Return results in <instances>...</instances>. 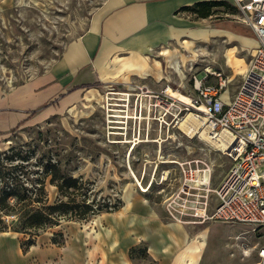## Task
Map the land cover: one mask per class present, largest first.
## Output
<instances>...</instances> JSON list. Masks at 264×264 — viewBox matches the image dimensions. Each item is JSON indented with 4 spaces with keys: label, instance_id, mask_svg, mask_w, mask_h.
<instances>
[{
    "label": "rangeland",
    "instance_id": "1",
    "mask_svg": "<svg viewBox=\"0 0 264 264\" xmlns=\"http://www.w3.org/2000/svg\"><path fill=\"white\" fill-rule=\"evenodd\" d=\"M102 1L0 0V104L21 82L45 70L61 55ZM213 10L215 18L230 16L238 20L241 14L239 8L229 3ZM165 49L150 55L143 73L97 85L93 97L89 94L91 97L85 98L88 92L84 91L70 107H59L39 120L29 119L0 129V151L11 147L13 152L25 155L30 169L36 168V163L41 166L57 161L63 172L90 183V199L120 204L116 210H103L86 219L61 218L57 224L38 229L32 236L33 244L25 250L22 247L29 234L10 227L1 230L0 264H98L96 237L89 233L102 230L106 212L127 210L129 199L132 203L143 200L164 219L176 221L166 214L164 200L179 187L181 169L177 162H190L187 165L203 169L201 176L208 174V212L212 209L216 202L213 188L225 174L229 157L207 144L199 133L191 135L180 127L189 111H178L177 106H172L165 122L160 121L161 108L147 109L153 97L145 94H157L169 87L193 96L194 80L209 70H219L218 47L213 41L189 39L169 44ZM206 81H214L213 76L208 75ZM231 81L232 78L227 88ZM125 96L127 99L123 100ZM136 97L142 99V114L135 111ZM6 111L0 107V118ZM113 113L132 117H111ZM135 114L142 117L135 118ZM133 137L141 139L132 147ZM45 188L48 199L53 200L56 187L46 181ZM12 218L11 214L7 216L8 221ZM186 225L204 233V238L200 235L199 239L205 240V244L200 252L188 254L187 263L182 260L178 264H259L257 248L264 244L263 226L253 230L247 224L214 219ZM193 239L196 241L194 236L189 238L177 254L186 253ZM116 242L118 250L129 245L123 230L117 231ZM126 253L127 264L156 263L148 255L145 242L128 246Z\"/></svg>",
    "mask_w": 264,
    "mask_h": 264
},
{
    "label": "crops",
    "instance_id": "2",
    "mask_svg": "<svg viewBox=\"0 0 264 264\" xmlns=\"http://www.w3.org/2000/svg\"><path fill=\"white\" fill-rule=\"evenodd\" d=\"M200 1L233 4L231 0H103L59 57L3 98L0 107L7 111L0 118V129L29 119L39 120L59 107H70L88 89L143 73L145 62L154 52L189 39L213 41L218 47L216 67L232 78L230 87L221 94L223 100H228L237 89L258 40L248 25L230 16L215 18L214 12L197 16L191 7ZM136 202L129 199V208L124 212H106L102 230L88 232L96 237L98 264H127V247L140 242H145L155 264H173L174 260L176 264L182 260L187 263L189 253L201 251L199 231L188 223L164 219L143 200ZM119 230H123L129 245L118 250ZM192 236L197 242L193 239L186 253L177 254ZM91 255L89 247L90 259Z\"/></svg>",
    "mask_w": 264,
    "mask_h": 264
},
{
    "label": "built area",
    "instance_id": "3",
    "mask_svg": "<svg viewBox=\"0 0 264 264\" xmlns=\"http://www.w3.org/2000/svg\"><path fill=\"white\" fill-rule=\"evenodd\" d=\"M241 14L237 19L254 32L258 44L237 89L228 100L221 94L226 90L229 76L222 70L205 72L194 80V95L189 102L174 97L166 89L153 97L150 106L161 108V120L171 114L170 108L189 111L212 137L228 136L223 149L230 164L213 191L216 202L208 212V192H201L190 183L195 169L186 161L177 162L181 169L178 189L164 200L169 218L181 223H201L207 219L264 227V0H231ZM212 75L214 81H206ZM139 114L142 99L134 100ZM149 107V108H148ZM176 117V116H175ZM259 264H264V244L257 248Z\"/></svg>",
    "mask_w": 264,
    "mask_h": 264
},
{
    "label": "trees",
    "instance_id": "4",
    "mask_svg": "<svg viewBox=\"0 0 264 264\" xmlns=\"http://www.w3.org/2000/svg\"><path fill=\"white\" fill-rule=\"evenodd\" d=\"M221 1H200L192 11L205 17ZM0 151V231L11 228L29 234L24 250L33 244L38 229L57 224L61 218L86 219L94 213L116 210L120 204L96 201L92 186L79 176L63 172L57 161H48L34 169L28 168V158L13 148ZM11 151V152H10ZM41 167V168H40ZM46 181L56 187V196L49 200ZM12 215L10 224L7 219Z\"/></svg>",
    "mask_w": 264,
    "mask_h": 264
},
{
    "label": "bare ground",
    "instance_id": "5",
    "mask_svg": "<svg viewBox=\"0 0 264 264\" xmlns=\"http://www.w3.org/2000/svg\"><path fill=\"white\" fill-rule=\"evenodd\" d=\"M143 77V76H142ZM94 91H96V89H94V88H91V89H88L87 90V92H88V94L86 93L85 94V98H89V97H91V96H89V94L90 95H92V97H93V95H94ZM167 91H169V90H167ZM174 97H176L178 100H181V101H183V102H189V98H188V96H186V95H184L183 93H179V92H175V91H173L171 88H170V91H169ZM99 94V93H98ZM122 94L123 95H128L129 93H127V92H122ZM100 97V96H99ZM106 98H108L107 96H105ZM110 99V98H109ZM123 100L124 99H127V97L125 96V97H123L122 98ZM115 112H118L119 110H117V109H113ZM142 114V113H141ZM132 115V114H131ZM124 117V116H126V117H132V116H130V115H123V114H119V113H113V114H111V117ZM133 117H137V115L135 114V116H133ZM139 117V116H138ZM137 117V118H138ZM140 117H142L141 115H140ZM139 117V118H140ZM148 117V116H147ZM115 122L117 121V122H120V120H118V119H115L114 120ZM123 121H125V120H123ZM180 127L184 130V131H186L187 133H189V134H191V135H193L194 133H199V136H201L204 140H205V142L207 143V144H209L210 146H212L214 149H217V150H222V152L224 153V151H223V149L225 148V146H226V144H227V139H228V136H227V134L226 133H220L217 137H212L210 134H209V131H208V129L205 127V126H203V125H201V121H200V119H197L196 118V116L193 114V113H190L189 112V114H187V116L185 117V119L181 122V124H180ZM134 138V137H133ZM141 138H134V140L133 141H131V144H132V147L140 140ZM126 140V139H125ZM128 140V139H127ZM171 162H173L172 160H171ZM132 172V171H131ZM200 172H203V169H200V168H198V169H195V175L192 177V180L190 181V183L191 184H193L194 186H196L197 188H199V189H201V190H203L204 192H209L211 189L210 188H206L205 187V185L209 182V176H208V174H204V176L202 175H200ZM133 173V172H132ZM143 190H145V187L144 186H142L141 187ZM210 189V190H209ZM100 216V215H99ZM203 238H204V236H205V234L204 233H201L200 234ZM207 238V237H206ZM201 245H204L205 244V240H202L201 241V243H200Z\"/></svg>",
    "mask_w": 264,
    "mask_h": 264
}]
</instances>
